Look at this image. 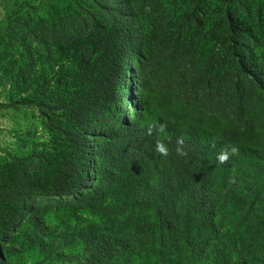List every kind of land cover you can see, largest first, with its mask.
I'll return each instance as SVG.
<instances>
[{
    "label": "rangeland",
    "instance_id": "374dc122",
    "mask_svg": "<svg viewBox=\"0 0 264 264\" xmlns=\"http://www.w3.org/2000/svg\"><path fill=\"white\" fill-rule=\"evenodd\" d=\"M86 1L0 0V207L5 223L23 217L0 244V264H264V169L241 156L255 148L264 160V0H125L141 34L122 88L133 93L132 112L212 130L240 157L228 175L211 177L214 234L198 232L199 218H181L180 235L191 243L181 238L174 250L158 210L127 200L128 181L102 176L100 158L86 191L55 195L78 189L77 181L53 186L66 145L57 126L48 130L34 94L43 82L55 85L60 65L76 63L69 47L81 44L52 34L74 9L91 11ZM229 15L244 70L227 41ZM251 186H261L260 202L240 205Z\"/></svg>",
    "mask_w": 264,
    "mask_h": 264
},
{
    "label": "trees",
    "instance_id": "16d2710c",
    "mask_svg": "<svg viewBox=\"0 0 264 264\" xmlns=\"http://www.w3.org/2000/svg\"><path fill=\"white\" fill-rule=\"evenodd\" d=\"M86 4L91 11L74 9L61 24L62 29L52 34L55 40L81 44L78 48L69 47L76 63L60 65L55 85L49 87L43 82L34 94L48 130L54 132L57 126L56 131L62 134L66 145V155L53 176V186L65 185L69 179L77 181L78 189H62L55 195L75 198L82 190L86 191L87 180L96 171L100 158L102 176L108 178L112 172V180L117 177L122 183L128 181L127 200L135 199L158 210L173 250L183 238L180 233L185 223L181 218H199L198 232L202 233L201 229L206 227L208 236L214 234L216 196L211 177L219 173L228 175L231 165L239 164V155L234 156L228 150L231 146L219 140L212 130L207 133L167 114L150 118L145 110L140 113L143 109L133 113V93L125 94L122 88L126 69L141 54L138 45L141 34L135 28V17L128 11L125 0H87ZM227 29V41L236 56L239 34L230 15ZM234 59L239 70L248 66L246 56L237 55ZM261 80L263 89L264 79ZM127 97L125 108L123 100ZM56 109L62 115H55ZM49 110L52 116L48 115ZM263 114L264 110L258 112L264 119ZM245 150L242 158L256 171H262L261 151ZM260 190L261 186L244 187L240 205L258 204ZM21 193L18 195L22 200ZM6 212L0 207V244L23 219L13 217L5 223ZM188 242L191 243L187 238L184 244Z\"/></svg>",
    "mask_w": 264,
    "mask_h": 264
}]
</instances>
